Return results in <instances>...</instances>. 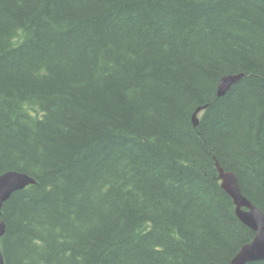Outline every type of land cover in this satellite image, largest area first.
<instances>
[{"label":"trees","instance_id":"1","mask_svg":"<svg viewBox=\"0 0 264 264\" xmlns=\"http://www.w3.org/2000/svg\"><path fill=\"white\" fill-rule=\"evenodd\" d=\"M215 163L264 213V0H0L4 264H231Z\"/></svg>","mask_w":264,"mask_h":264},{"label":"water","instance_id":"2","mask_svg":"<svg viewBox=\"0 0 264 264\" xmlns=\"http://www.w3.org/2000/svg\"><path fill=\"white\" fill-rule=\"evenodd\" d=\"M243 77V74L226 75L222 77L217 85V97H222ZM204 107L198 108L192 116L194 126L198 125V113ZM218 171V179L221 181L222 189L233 200L235 214L239 221L248 227L254 237L251 242L243 245L233 257L231 264H247L264 261V213L255 207L246 197L243 196L239 188L238 180L231 172H225L218 163H215ZM35 181L28 175L16 171H7L0 175V215L2 205L10 196ZM5 232V225L0 221V239ZM0 264H4L0 248Z\"/></svg>","mask_w":264,"mask_h":264}]
</instances>
